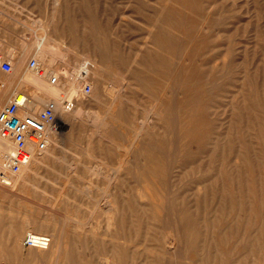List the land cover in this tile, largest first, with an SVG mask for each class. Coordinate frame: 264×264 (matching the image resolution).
<instances>
[{
  "label": "rangeland",
  "instance_id": "1",
  "mask_svg": "<svg viewBox=\"0 0 264 264\" xmlns=\"http://www.w3.org/2000/svg\"><path fill=\"white\" fill-rule=\"evenodd\" d=\"M33 75L61 140L0 180V264H264V0H0V90Z\"/></svg>",
  "mask_w": 264,
  "mask_h": 264
},
{
  "label": "built area",
  "instance_id": "2",
  "mask_svg": "<svg viewBox=\"0 0 264 264\" xmlns=\"http://www.w3.org/2000/svg\"><path fill=\"white\" fill-rule=\"evenodd\" d=\"M39 60L32 58L30 66L38 68ZM7 65V64H6ZM57 75H53L55 81ZM29 103L25 94L22 98L14 95L0 108V134L11 139L16 145L9 158V166L0 167V180L9 183L13 173H20L24 167L30 165L34 155L49 147V129L58 130L60 122L52 105H46L36 113L21 112ZM51 241L47 234H29L25 244L47 247Z\"/></svg>",
  "mask_w": 264,
  "mask_h": 264
},
{
  "label": "bare ground",
  "instance_id": "3",
  "mask_svg": "<svg viewBox=\"0 0 264 264\" xmlns=\"http://www.w3.org/2000/svg\"><path fill=\"white\" fill-rule=\"evenodd\" d=\"M48 32V31H47ZM30 52H28V51H25V52H23L22 54V62H25L24 60L27 58V56H28V54H29ZM39 60V59H38ZM39 62H40V64H39V67L40 68H42V70H38V71H36V72H34V74L36 75V76H45L46 75V73H47V71H49V70H47V68H43V66H42V64H41V61L39 60ZM21 67V66H20ZM49 67H50V65H49ZM50 71L52 72V70L50 69ZM49 71V72H50ZM49 74V73H48ZM7 76V75H6ZM48 76V75H47ZM35 76L33 75L32 76V78L31 79H27V78H22L21 80H19V81H14L13 82V85L11 86V88H10V90H8V92L7 91H2L3 90V88H2V90H0V101L1 100H4V96H6V95H10L11 94V96H14V95H16L17 97H19V98H22L25 94L27 95V97H29V103H28V105H27V107L25 108V112H28V113H36V111L38 110V104H42V105H46V104H44V103H46L44 100H42V99H40V98H37L36 96H34V95H29V93L28 92H25V89L24 88H22L24 85H26V84H28V83H30V84H33L34 86H35V84H34V80H35V78H34ZM8 78V77H7ZM1 83V82H0ZM11 83V82H10ZM7 84V83H6ZM12 84V83H11ZM57 84V83H56ZM29 85V84H28ZM9 86V85H8ZM27 86V85H26ZM74 86H81V84H80V82L78 81V80H75L74 81V84H73V87ZM2 87V86H1ZM32 89V88H31ZM30 89V90H31ZM83 90V89H82ZM88 90V89H87ZM10 97V96H9ZM7 98V97H6ZM8 99H10V98H7V100ZM114 102H117V101H114ZM113 103V102H112ZM3 104V103H2ZM116 104V103H115ZM113 105L111 104V106L110 107H112ZM53 107L55 108V111L56 112H58L59 111V109H61L62 108V106L61 105H57V106H54L53 105ZM64 107V106H63ZM112 108H114V107H112ZM111 108V109H112ZM40 109V108H39ZM110 109V108H109ZM115 109V108H114ZM154 109V108H153ZM152 109V110H153ZM157 110V109H156ZM111 111V110H110ZM112 111L114 112V110L112 109ZM112 112V113H113ZM108 113H109V110H108ZM114 114V113H113ZM109 115V114H108ZM117 117V116H116ZM103 119H106V118H102V119H99L98 120V124L100 123V122H102L103 121ZM112 119V118H111ZM113 121V120H112ZM111 123V122H110ZM115 123V122H114ZM104 127V126H103ZM96 130V129H95ZM136 132V131H135ZM139 132V131H138ZM62 133H63V131H62ZM61 133V134H62ZM140 133V132H139ZM108 134V133H107ZM137 134V133H136ZM142 135V134H141ZM59 138H61L60 137V132L59 131H51L50 129H49V140H50V142L53 140L54 141V143H60V140L61 139H59ZM64 140V139H63ZM135 140H137V139H135ZM0 141H1V151H3L4 153H5V151H6V153L8 152V154L10 155V153L9 152H13L14 150H15V148H16V144L11 140V139H8V138H5V137H3L1 134H0ZM68 141H69V139H68ZM134 142H136V141H134ZM142 142V141H141ZM143 143V142H142ZM62 144V143H61ZM131 144V143H130ZM138 144V143H137ZM136 144V145H137ZM140 144V143H139ZM138 146V145H137ZM139 147V146H138ZM129 149V148H128ZM140 149V148H139ZM135 150V149H134ZM127 151V150H126ZM132 151V150H131ZM128 152V151H127ZM129 152H130V150H129ZM134 152V151H133ZM127 154V153H126ZM130 154V153H129ZM133 154V153H132ZM0 155L2 156V153H0ZM126 156V155H125ZM128 156V155H127ZM133 158V157H132ZM102 159V158H101ZM127 159H128V157H127ZM145 160V159H144ZM133 161H135V159L133 160ZM153 161V160H152ZM151 161V162H152ZM102 163V162H101ZM130 163V162H129ZM0 164H1V166H3L2 164H4V160L3 161H0ZM119 164V163H118ZM105 165V164H104ZM122 165V164H121ZM136 166V165H135ZM113 167V166H112ZM5 168V167H4ZM25 168V167H24ZM109 168V167H108ZM115 168V167H114ZM123 170V169H122ZM134 171V170H133ZM131 172H132V170H131ZM140 173V172H139ZM23 174V172L21 173V174H19L18 176H21ZM142 174V173H141ZM113 175V174H112ZM134 175V174H133ZM18 176H16V178H15V180H14V182H13V185H11V186H8L7 188L9 189V190H14L15 189V184H16V182H17V177ZM112 177H114V176H111V178ZM145 177V176H144ZM12 178V177H11ZM146 178V177H145ZM144 178V179H145ZM145 180H147V179H145ZM12 183V182H11ZM5 185V184H4ZM116 185V184H115ZM146 185V184H145ZM149 185V184H148ZM6 186V185H5ZM6 188V187H5ZM115 188H116V186H115ZM114 188V189H115ZM8 190V191H9ZM100 190H102V189H100ZM122 190V189H121ZM88 191H90L89 189H88ZM13 192V191H12ZM122 192V191H121ZM123 193V192H122ZM103 194H104V196H105V199H106V202H105V205L104 206H106V209H107V212L110 214L108 217H106V218H108L109 219V223H113L114 222V219H115V216H116V210H117V207H116V202L114 201V199H113V197H112V199H111V197H110V193H109V191L107 190V188L106 189H104L103 190ZM114 194H116V193H114ZM112 195V194H111ZM117 195L118 194H116V197H117ZM117 199V198H116ZM102 202V201H101ZM99 203V202H98ZM97 206V205H96ZM103 206V207H104ZM87 207V206H86ZM105 209V208H104ZM105 209V210H106ZM124 209V208H123ZM92 211V210H91ZM104 211V210H103ZM102 211V212H103ZM178 211V210H177ZM101 212V211H100ZM179 212V211H178ZM177 212V213H178ZM105 213V212H104ZM98 214V213H97ZM101 214V213H100ZM119 214V213H118ZM94 216V215H93ZM106 216V215H105ZM177 216H178V214H177ZM90 217V216H89ZM104 218V217H103ZM123 218V217H122ZM121 218V219H122ZM75 219V218H74ZM117 219H118V217H117ZM86 220V219H85ZM118 221V220H117ZM122 221H123V219H122ZM179 221H180V219H179ZM31 222V221H30ZM35 222V221H34ZM78 223V222H77ZM118 223H120L119 221H118ZM123 224L124 223H122V226H123ZM177 225V224H176ZM178 225H180V224H178ZM177 225V226H178ZM178 228V227H177ZM27 229V228H26ZM110 229V228H109ZM119 228H117L116 230H118ZM76 230V229H75ZM74 230V231H75ZM173 230H174V228H173ZM27 231V230H26ZM176 231H178V230H176ZM55 232V231H54ZM28 233L29 234H47V235H50V238L52 239V237H54L55 236V234L53 233V232H51V233H48V232H45V231H41V230H33L32 228L30 229V230H28V232H27V235H28ZM76 233H77V231H76ZM169 234V233H168ZM173 235H175V233L173 234H171V241H172V244H175V243H177V241H178V239L177 238H175ZM177 236V235H176ZM111 238V237H110ZM167 238V237H166ZM105 239H107V238H105ZM170 239V238H169ZM112 240H113V237H112ZM62 242V241H61ZM50 244V243H49ZM60 244H62V243H60ZM59 244V245H60ZM170 245H171V243H169ZM65 245V244H64ZM30 246H34V245H30ZM180 246V245H179ZM179 246H178V248H179ZM39 247V246H38ZM47 247H50V245H48ZM47 247H44L45 249L47 248ZM65 247V246H64ZM175 248H176V245H175ZM62 249V248H61ZM174 251H175V249H174ZM173 251V252H174ZM177 252H178V250H176ZM176 251H175V253H176ZM53 253H54V255H56V257L57 258H59L60 257V255L62 254V253H60L58 250H56V248H54L53 249V251H52ZM178 254V253H177ZM176 254V255H177ZM100 257V256H99ZM188 257V256H187ZM25 259V258H24ZM60 259V258H59ZM60 261V260H59ZM63 261V260H62ZM199 262V261H198ZM57 263V262H56ZM55 263V264H56ZM112 264V263H111Z\"/></svg>",
  "mask_w": 264,
  "mask_h": 264
},
{
  "label": "crops",
  "instance_id": "4",
  "mask_svg": "<svg viewBox=\"0 0 264 264\" xmlns=\"http://www.w3.org/2000/svg\"><path fill=\"white\" fill-rule=\"evenodd\" d=\"M10 96V97H9ZM5 98H4V100H1L0 101V108L6 103V101H7V98H12L13 96H11V94L10 95H6V96H4ZM7 97V98H6ZM6 100V101H5ZM9 100V99H8ZM3 103V104H2Z\"/></svg>",
  "mask_w": 264,
  "mask_h": 264
}]
</instances>
